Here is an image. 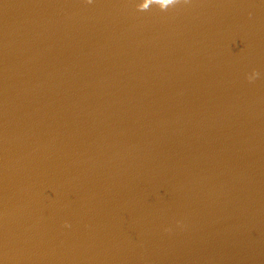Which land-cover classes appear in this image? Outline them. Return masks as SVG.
<instances>
[{
	"label": "water",
	"instance_id": "water-1",
	"mask_svg": "<svg viewBox=\"0 0 264 264\" xmlns=\"http://www.w3.org/2000/svg\"><path fill=\"white\" fill-rule=\"evenodd\" d=\"M0 264H264V0H0Z\"/></svg>",
	"mask_w": 264,
	"mask_h": 264
}]
</instances>
